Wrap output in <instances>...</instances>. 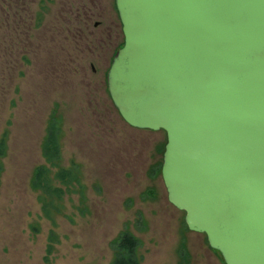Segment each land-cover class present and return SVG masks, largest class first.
<instances>
[{
    "label": "rangeland",
    "instance_id": "374dc122",
    "mask_svg": "<svg viewBox=\"0 0 264 264\" xmlns=\"http://www.w3.org/2000/svg\"><path fill=\"white\" fill-rule=\"evenodd\" d=\"M93 2L122 32L115 0H0V264H111V242L126 230L141 241L142 264H226L168 201L159 170L166 133L123 120L108 91L111 60L93 74L88 40L105 20L77 13ZM54 114L58 168L43 156ZM39 166L51 175L75 168L81 186L44 199L32 188Z\"/></svg>",
    "mask_w": 264,
    "mask_h": 264
},
{
    "label": "water",
    "instance_id": "95a60500",
    "mask_svg": "<svg viewBox=\"0 0 264 264\" xmlns=\"http://www.w3.org/2000/svg\"><path fill=\"white\" fill-rule=\"evenodd\" d=\"M108 91L164 131L168 201L226 264H264V0H115Z\"/></svg>",
    "mask_w": 264,
    "mask_h": 264
},
{
    "label": "trees",
    "instance_id": "16d2710c",
    "mask_svg": "<svg viewBox=\"0 0 264 264\" xmlns=\"http://www.w3.org/2000/svg\"><path fill=\"white\" fill-rule=\"evenodd\" d=\"M56 115L57 114H54L50 118L46 139L43 145V156L46 162L54 168H58V163L61 159V119ZM163 151L164 150H162V152ZM6 153L7 141L5 137L0 140V179L3 172L2 160L6 156ZM162 165H160L159 170L162 169ZM51 173L49 167L39 166L36 168L32 179L33 190L39 192L44 199L62 200L66 196L73 194L76 189L81 186L80 172L75 168H59L54 175H51ZM53 237L52 235V240ZM140 246L141 241L135 234L127 230L123 231L111 242V247L114 252L111 264H142V256L139 253ZM53 249V245L50 244L46 261L49 260V254L52 253ZM187 258L188 253L185 251L182 255V259L186 261Z\"/></svg>",
    "mask_w": 264,
    "mask_h": 264
},
{
    "label": "flooded vegetation",
    "instance_id": "af4514ba",
    "mask_svg": "<svg viewBox=\"0 0 264 264\" xmlns=\"http://www.w3.org/2000/svg\"><path fill=\"white\" fill-rule=\"evenodd\" d=\"M92 7L94 8L90 9L88 7H82L79 9L81 12L78 11L77 13L79 16L85 17L84 20L88 24V19L96 17V14H98L99 18L104 17L105 20L96 21L93 24L94 29L92 31V36L90 37L91 39L88 40V46L90 48V54H92L93 61L92 72L96 75L99 72L100 67L110 62V60L113 61L117 52L123 47L125 37L123 27L122 32H120L119 23L115 24L114 20L110 19L105 13L103 14L98 10L97 12H94V9H99V7L97 8V6H95L94 2ZM122 35L124 37L123 40Z\"/></svg>",
    "mask_w": 264,
    "mask_h": 264
}]
</instances>
